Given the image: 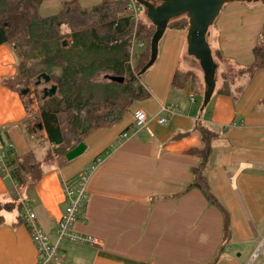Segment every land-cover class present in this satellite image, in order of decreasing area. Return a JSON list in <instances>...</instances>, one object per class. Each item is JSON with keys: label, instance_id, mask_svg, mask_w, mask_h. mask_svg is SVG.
<instances>
[{"label": "crops", "instance_id": "0c3cea01", "mask_svg": "<svg viewBox=\"0 0 264 264\" xmlns=\"http://www.w3.org/2000/svg\"><path fill=\"white\" fill-rule=\"evenodd\" d=\"M70 1L42 0L40 13L56 15ZM103 1L78 3L87 9ZM140 22L149 26L144 10ZM263 28L261 2L223 7L208 37L222 58L217 64L220 87L210 99L194 87L191 62L183 63L187 30L167 28L157 60L141 80L150 97L135 102L112 126L93 131L85 138L83 156L68 164H54L56 156L45 162L48 150L54 151L46 133L40 146L27 134L30 113L25 98L11 87L17 59L10 46L0 45V144L12 145L17 158L33 153L41 162V179L24 186L22 195L31 201L38 224L52 240L66 208L62 181L75 180L101 159L91 174L86 206L75 230L97 238L102 246L65 242L62 264H209L216 256V264H264V70L252 79L235 80L231 95L219 93L222 74L232 77L254 63ZM140 44L137 59L147 50L145 42ZM186 74L190 77L183 80ZM167 105L180 112L166 114L162 108ZM137 110L147 114L149 123L134 137ZM161 117L168 123L160 125ZM198 126L219 134L205 176L229 216L227 237L222 211L210 205L198 188L185 192L193 180L192 169L200 163L191 154L202 145ZM125 133L131 138L119 141ZM7 204L13 207L0 211V264H36V247L14 197L12 177L0 173V205Z\"/></svg>", "mask_w": 264, "mask_h": 264}, {"label": "trees", "instance_id": "16d2710c", "mask_svg": "<svg viewBox=\"0 0 264 264\" xmlns=\"http://www.w3.org/2000/svg\"><path fill=\"white\" fill-rule=\"evenodd\" d=\"M41 1L0 0V45L10 46L17 59V74L11 80L13 89L21 92L24 87L30 88L42 74L51 78L50 84L44 83L46 86H57L55 96L44 100L42 95L38 123H32L29 115L25 126L30 136L46 133V142L55 152L53 156L66 158L93 131L112 126L135 102L150 97L141 82V74L146 72L143 69L150 60V42L155 31L151 32L143 22L135 28V23L125 15L128 0H105L87 9L81 8L78 0H72L64 4L60 13L49 17L40 15ZM143 10L146 14L144 7ZM188 25L189 19L183 16L172 20L168 28L187 30ZM134 33L137 43L147 44L146 54L135 65L127 48ZM216 56L222 60L220 54ZM213 58L217 65L214 54ZM260 70H264V28L254 48V63L232 77L231 73L222 74L224 84L219 93L231 95L230 86L235 80L252 79ZM108 77L123 78L124 82H113ZM189 77L186 74L183 80ZM196 130L202 145L191 154L200 163L192 169L193 180L185 192L198 188L210 205L222 211L227 237L229 216L205 176L219 134L205 126H198ZM53 158L48 150L45 162ZM7 166L12 179L23 187L36 184L42 177L41 162H36L33 153L20 159L11 149L7 153ZM12 207L0 205V211H10ZM217 261L216 256L209 264Z\"/></svg>", "mask_w": 264, "mask_h": 264}, {"label": "built area", "instance_id": "2783aa9c", "mask_svg": "<svg viewBox=\"0 0 264 264\" xmlns=\"http://www.w3.org/2000/svg\"><path fill=\"white\" fill-rule=\"evenodd\" d=\"M143 14V7L136 0H128L125 8V15L129 17L134 23L135 28L140 23V15ZM141 46L135 39L128 45V49L133 54L135 45ZM194 102V97H191ZM162 111L168 115H176L180 112L179 108L174 105H167L162 108ZM149 119L147 114L142 110H137L134 113V128L133 136H138L148 126ZM160 125L168 123V119L161 117L158 120ZM131 136L127 133L122 134L119 141L127 140ZM13 148L12 145L5 146L0 144V173L5 178H11L7 169V153ZM101 159H96L95 163L88 169L83 170L75 180L62 181L64 203L66 205L65 212L59 220L57 227L53 233L54 240L38 224L37 215L31 205V201L24 198L22 195L24 187L17 181L12 179L14 186V197L19 205L21 216L24 225L26 226L30 237L36 247L38 260L36 264H62L61 259V245L65 242L84 247H101L102 242L97 238L89 235L80 234L75 230V225L80 216L83 215L87 199V186L90 181L92 172L100 164Z\"/></svg>", "mask_w": 264, "mask_h": 264}, {"label": "water", "instance_id": "95a60500", "mask_svg": "<svg viewBox=\"0 0 264 264\" xmlns=\"http://www.w3.org/2000/svg\"><path fill=\"white\" fill-rule=\"evenodd\" d=\"M139 4L146 9L147 17L155 26L156 30L150 42V60L143 69L145 72L157 60L159 52V43L162 40L169 23L177 18L186 16L189 19L187 29L188 53L194 57L200 64L204 73V80L208 86L206 99H210L215 91L216 82L215 74L217 65L213 58V52L207 38L209 29L219 17L223 7L232 2H261L264 0H163L160 5H155L151 0H138ZM67 42L64 43L66 45ZM113 82L123 83V78L108 77ZM51 83V78L42 74L37 78L36 86ZM30 89L21 91L23 96L28 95ZM57 86L51 85L43 90V99L55 96ZM86 150L84 143L69 152L66 156L68 161L81 156Z\"/></svg>", "mask_w": 264, "mask_h": 264}, {"label": "rangeland", "instance_id": "374dc122", "mask_svg": "<svg viewBox=\"0 0 264 264\" xmlns=\"http://www.w3.org/2000/svg\"><path fill=\"white\" fill-rule=\"evenodd\" d=\"M151 1L155 5H160L163 2V0H151ZM90 4H94V3L90 2ZM141 14H142V12H141ZM40 15L42 17H46V16L43 15V13H40ZM144 19L148 22V24L150 26L149 30H151V32L155 31V26L148 19L147 12H146V14L144 13ZM136 29H135V32L137 31ZM213 29H214V24L209 29V32L212 33ZM132 39H135V33H134V37ZM207 40H208V43L210 44V46L212 48L215 60L218 61L217 60V56H216L217 52H216V50H215V48L213 46L214 45V42H213L214 39L207 38ZM146 47H147V44H146ZM138 53H139V48H138V44H136L135 47H134V50H133V54H132V64L133 65H135L136 62H137ZM187 62H191V64H192L191 68H192V72H193V76H194V87H196L197 90L198 89L201 90V97L206 99L208 86L206 85L205 80H204V73H203L198 61L195 58H193V57H191L189 55L188 49L186 50V53L184 55V59H183L184 65ZM144 75H145L144 73L141 74V79L142 80H144ZM36 82H37V80L32 83L30 88L29 87H27V88L24 87V90H25V88L26 89H30V92L28 93V95L24 96V98H25V101H26V105L28 107V111L30 113L31 122L35 123V124L38 123L36 121V117L39 116L40 99H41V97L43 95V90H44V88L48 87V86H46L44 84V82H42L41 86H36V84H35ZM215 82H216V89H219V87H220V83H219L220 82V70L218 68H217L216 74H215ZM197 99H199V98H197ZM64 128L66 129L65 124H64ZM33 138H34L33 142H35V143L38 142V145L40 146L43 143V140L46 138V135H45L44 132H38L37 134L34 135ZM68 138L70 139L71 135H68ZM50 153L52 154V158H53L54 157L53 154H55V152L53 151V152H50ZM74 160H77V159H74ZM69 162H71V161H68L66 158H63V157H59L56 160H54V164H68Z\"/></svg>", "mask_w": 264, "mask_h": 264}, {"label": "bare ground", "instance_id": "6f19581e", "mask_svg": "<svg viewBox=\"0 0 264 264\" xmlns=\"http://www.w3.org/2000/svg\"><path fill=\"white\" fill-rule=\"evenodd\" d=\"M71 152V151H70ZM67 156V155H66ZM7 169H8V166H7ZM8 171H9V169H8Z\"/></svg>", "mask_w": 264, "mask_h": 264}]
</instances>
